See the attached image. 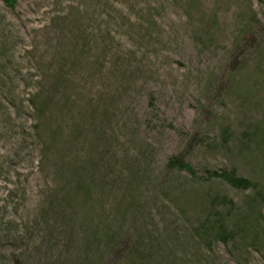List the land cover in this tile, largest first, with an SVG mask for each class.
<instances>
[{"label": "rangeland", "instance_id": "obj_1", "mask_svg": "<svg viewBox=\"0 0 264 264\" xmlns=\"http://www.w3.org/2000/svg\"><path fill=\"white\" fill-rule=\"evenodd\" d=\"M0 264H264V0H0Z\"/></svg>", "mask_w": 264, "mask_h": 264}, {"label": "trees", "instance_id": "obj_2", "mask_svg": "<svg viewBox=\"0 0 264 264\" xmlns=\"http://www.w3.org/2000/svg\"><path fill=\"white\" fill-rule=\"evenodd\" d=\"M4 2L7 5H9L10 7H13L16 3V0H4ZM168 166L170 168L179 169V170H187L190 173H194V169L191 167V164H189L187 162V160L182 155H176L173 158H171ZM209 173H210V175L213 174L214 176L221 177V178L225 179L228 183H230L231 185H233L234 187H237V188L246 189V188L250 187V185H251V181L249 179L240 177L239 175H237L235 170L224 171L222 173L209 171ZM137 255L132 256V259H135ZM140 260H142V259L138 258V261H140Z\"/></svg>", "mask_w": 264, "mask_h": 264}]
</instances>
